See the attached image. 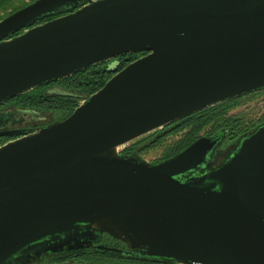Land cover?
I'll use <instances>...</instances> for the list:
<instances>
[{
	"label": "water",
	"instance_id": "obj_1",
	"mask_svg": "<svg viewBox=\"0 0 264 264\" xmlns=\"http://www.w3.org/2000/svg\"><path fill=\"white\" fill-rule=\"evenodd\" d=\"M61 11L72 12L8 38ZM138 53L64 120L0 131L21 136L0 147V264L102 235L124 248L95 250L124 256L264 264V125L211 170L219 134L157 164L119 152L264 90V0H35L0 20V102Z\"/></svg>",
	"mask_w": 264,
	"mask_h": 264
},
{
	"label": "trees",
	"instance_id": "obj_2",
	"mask_svg": "<svg viewBox=\"0 0 264 264\" xmlns=\"http://www.w3.org/2000/svg\"><path fill=\"white\" fill-rule=\"evenodd\" d=\"M34 1L0 0V20ZM68 12L72 11H61L43 17L32 24L26 25L8 38L20 35L29 28L66 15ZM143 55L144 53L127 54L115 59L96 63L69 77L42 85L25 94L0 102V105L4 103L9 105H7L8 110H3L7 109L6 107L2 109L0 107V129L9 131L10 125L20 124L26 117H32L33 119L29 124H36V121L43 120L41 114L46 113L52 114L55 118L57 117V121L64 120L79 106L80 101L88 99L101 89L115 73ZM253 94L255 93L253 92L238 99L227 101L186 116L160 130L151 132L132 141L121 150L120 154L140 157L139 154L161 148L160 158L153 162V164H157L182 152L190 144L199 139L201 135L213 137L219 134L223 136L222 141L226 137L229 142L238 140L245 134L254 131L258 125H264V117H261L255 123L246 125L240 115H229L232 109L250 99ZM45 126L47 124L44 123L35 126L24 125L22 128L12 130L21 131V135H26ZM16 137V135L2 137L0 144L2 140ZM172 138H175V140H171ZM225 141L223 143L221 142L222 145L220 148L228 146V144L224 146ZM233 147L234 145L232 144L226 153H220L219 147L215 149L205 170H211L217 167ZM74 254H76V260H80L74 264H174L172 261L154 260L138 256H124L95 249L89 252L77 251ZM65 256L68 255H49L40 264H53L54 262H58V260L67 258Z\"/></svg>",
	"mask_w": 264,
	"mask_h": 264
},
{
	"label": "rangeland",
	"instance_id": "obj_3",
	"mask_svg": "<svg viewBox=\"0 0 264 264\" xmlns=\"http://www.w3.org/2000/svg\"><path fill=\"white\" fill-rule=\"evenodd\" d=\"M254 93L255 94H253L250 99L244 101L240 106H237L236 108L232 109V111L229 113V115H235V116L240 115V117L242 119H244V122H245L246 125H249V123H255V122L259 121L261 117H264V90L258 91V92H254ZM81 103H82V101H80L79 105ZM7 105L8 104H6V106H5L6 108H7ZM2 108L3 107H1V109ZM3 110H8V108L7 109H3ZM41 115L43 117L42 118L43 120L36 121V124H34V123L33 124H29V122L31 120H33V119H32V117H26V118L23 119V121L20 124L19 123L16 124V125L14 124V126L10 125L9 130L22 128V127H24V125L35 126V125H40V124H43V123L49 125V124H52V123L57 121V117L55 118L52 114L46 113V114H41ZM36 120H38V119H36ZM260 125H258V126H260ZM158 130H160V129H158ZM201 137H206V136L201 135ZM1 138L2 137H0V139ZM14 139L15 138H10L8 140L7 139L6 140H2V143L0 144V147L2 145H4V144L14 140ZM227 139L228 138L226 137L223 141H225ZM171 140H175V138H172ZM223 141H222V143H223ZM236 141L237 140L231 141V142H229L228 140L225 141L224 142V146L226 144H228V146L225 147V148H220L221 145H222V143H221L220 146H219L220 153H226V151H228V148L231 147L232 144L234 145ZM127 145L120 147L119 148V152H121V150L124 147H126ZM160 153H161V148L160 149L158 148L157 150H151L149 152H146V153H143V154H139L140 157H138V156L137 157L140 158L143 161H146V162H148L150 164H153L154 161H156V160H158L160 158ZM120 155H122V154H120ZM113 247H115V246H113ZM45 260H46V258H42L40 263L44 262Z\"/></svg>",
	"mask_w": 264,
	"mask_h": 264
},
{
	"label": "flooded vegetation",
	"instance_id": "obj_4",
	"mask_svg": "<svg viewBox=\"0 0 264 264\" xmlns=\"http://www.w3.org/2000/svg\"><path fill=\"white\" fill-rule=\"evenodd\" d=\"M6 104L7 103L1 104L0 107L4 108L6 106ZM0 131H3V130L0 129ZM19 137H21V136H17L15 139H17ZM91 244L92 245H90V242L87 243V245H86L87 247L86 248H83V249L78 250V251L89 252V251L94 249L93 247L95 245H99V244H104V245H107V246H115V247H118V248H124L123 244L116 242L115 240L111 239L110 237H108L106 235H102L101 237H99L96 240V242H91ZM75 252H77V251L62 252V253L58 254V255L66 254L68 256H65L67 258L62 259V260H58V262H54L53 264H74V263H76V261H80V260H76V257H75L76 254H74ZM70 254H72V255H70ZM46 256H47V254L44 255L42 258H46ZM29 264H40V262L38 263L37 261H34V262H30Z\"/></svg>",
	"mask_w": 264,
	"mask_h": 264
}]
</instances>
